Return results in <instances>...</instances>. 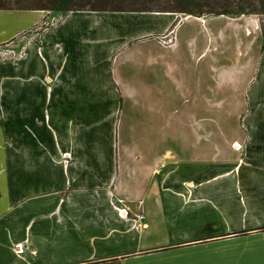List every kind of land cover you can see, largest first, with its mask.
Returning <instances> with one entry per match:
<instances>
[{
	"label": "crops",
	"instance_id": "1",
	"mask_svg": "<svg viewBox=\"0 0 264 264\" xmlns=\"http://www.w3.org/2000/svg\"><path fill=\"white\" fill-rule=\"evenodd\" d=\"M1 11L0 44L57 21L26 44L23 59L0 61V264H264V117L234 118L226 143L242 151L210 150L204 124L206 135L194 140L158 133L155 142L172 146L151 153L119 124L126 99L174 77V28L185 18L126 12L163 20L124 26L115 40L112 29L81 17L104 11ZM248 30L232 26V72L216 74L230 90L223 109L239 112L242 99L264 108V54L258 64V36ZM167 32L169 47L156 39ZM208 49L206 42L197 58ZM192 95L193 113L208 110L207 95ZM108 118L110 143L90 139L91 125ZM124 207L130 212L118 214Z\"/></svg>",
	"mask_w": 264,
	"mask_h": 264
},
{
	"label": "rangeland",
	"instance_id": "2",
	"mask_svg": "<svg viewBox=\"0 0 264 264\" xmlns=\"http://www.w3.org/2000/svg\"><path fill=\"white\" fill-rule=\"evenodd\" d=\"M5 12L6 11H1L0 13ZM155 14L96 12L91 16L81 17L83 19L88 18L93 24L100 28L107 27L112 29L111 36L117 37L115 38L116 40L118 39V30H121L124 26L134 27L136 24L142 25L141 23L145 21L163 20V18L156 16ZM174 14H176L177 22L182 18H185L174 28L177 43V55H174L173 57L175 58H172V61L175 62L174 66L176 68L173 73L174 77H165L159 84H155V87L150 83V91L139 92L133 95L131 100L129 98L126 99L125 106H123L124 116H121L119 119V124H122L123 132H125L123 133V136H128L130 138L134 135L137 139H142L138 143L133 144L140 150H150L151 153L160 152L171 148L170 146H172V144L169 142H155L153 139L158 133L162 132L173 135L184 134L185 136H190V139L194 140L200 135H206L204 124H207L210 128V139L214 140L209 143L210 150L216 148L218 145H224L225 148L227 147L229 149L242 151V145H239V147H236L238 149H236L234 147L235 143H226V140L232 139L234 135L233 132H231V128L233 129L238 124L234 118L242 119L248 116L264 117V108L262 111L257 110L258 108L249 109L250 103L247 101V103L244 104V99H242L241 104L243 105V108L239 112L232 107L230 109H223L229 107L228 103H225V97H228L230 90L227 85L224 90L220 88L221 86H218L219 82L216 78V74L220 72V70L223 71V69L232 72L230 68L234 64L232 60V50L235 49V47L233 43H231L230 37L233 33V25L237 26L239 24L241 32L244 31V33H249L248 29L256 30V35L258 36L256 42V58L257 63L259 64L264 54V50L261 47L264 42V15L250 14L239 17L224 15V17H220L218 15L196 16L185 13ZM56 16L54 15L51 17L57 18ZM83 19L80 20L82 21ZM205 19L207 20L205 21ZM218 29H220L221 32L223 31L225 35L230 32V36H226L227 38L225 41H222L221 38H219V40L216 37L218 35ZM28 30L29 29L23 31ZM172 33L167 32L156 36V39L158 42L162 38L166 39L165 37L168 39L173 37ZM210 33L212 34V37H210ZM206 42L208 43L209 48L207 53L202 54L197 58V55ZM193 45L194 47H192ZM101 47L104 48L103 44ZM97 48L99 49L100 46L97 45ZM241 49L242 57L247 58L249 42L244 40L243 34L241 35ZM135 54L132 56V63L136 65ZM260 68H264V65H261ZM257 83L259 84V81ZM217 86L219 88H217ZM195 93H201V95L203 94V97H206L207 95L210 102L208 103V110L202 109L199 106V108L196 109L197 111L193 113L195 107L190 99L191 95ZM192 97L194 98L193 95ZM257 101L260 100L257 99ZM259 104L260 102H257L254 105ZM127 106H129L128 109ZM217 117L225 120L232 118L233 120H226V122L223 123L221 120L217 119ZM109 118L107 119V124H104L106 122L105 120V122H97L98 124L91 125L93 130L89 135L90 139H96L105 144L107 142V144L110 143V124L108 123L111 122ZM207 120L209 121L208 123L206 122ZM112 121H114L115 124L116 119H113ZM194 121L199 122L197 123L198 126L200 122H203V129L197 127L196 129L193 128L192 123ZM97 125L103 128L98 134L95 130ZM73 142H71L70 150L78 147H76L77 142ZM74 191L75 190H70L69 192L72 193ZM123 209L126 214L130 212L129 209L125 207ZM121 210L122 209H117V213L121 214ZM21 251V248L19 250L16 249L17 253Z\"/></svg>",
	"mask_w": 264,
	"mask_h": 264
},
{
	"label": "trees",
	"instance_id": "3",
	"mask_svg": "<svg viewBox=\"0 0 264 264\" xmlns=\"http://www.w3.org/2000/svg\"><path fill=\"white\" fill-rule=\"evenodd\" d=\"M0 9L171 12L239 17L264 15V0H0Z\"/></svg>",
	"mask_w": 264,
	"mask_h": 264
},
{
	"label": "built area",
	"instance_id": "4",
	"mask_svg": "<svg viewBox=\"0 0 264 264\" xmlns=\"http://www.w3.org/2000/svg\"><path fill=\"white\" fill-rule=\"evenodd\" d=\"M56 21L57 18L54 17L46 18L31 27L28 31H23L10 41L0 44V61L15 62L24 58L26 44L30 41H35L38 38L36 37L37 35L54 25ZM165 38L166 39L162 38L159 41L160 44L163 46H169L174 41L173 37H170L168 39L167 37ZM20 42L22 44H20ZM122 210L125 211L124 209ZM139 217H141V215H139ZM17 246L20 247L19 245Z\"/></svg>",
	"mask_w": 264,
	"mask_h": 264
},
{
	"label": "bare ground",
	"instance_id": "5",
	"mask_svg": "<svg viewBox=\"0 0 264 264\" xmlns=\"http://www.w3.org/2000/svg\"><path fill=\"white\" fill-rule=\"evenodd\" d=\"M234 147H235V148H236V147H239V144L235 143V144H234ZM236 149H238V148H236ZM120 213H121L123 216L126 215L125 211H123V210H121ZM118 214H119V213H118Z\"/></svg>",
	"mask_w": 264,
	"mask_h": 264
}]
</instances>
